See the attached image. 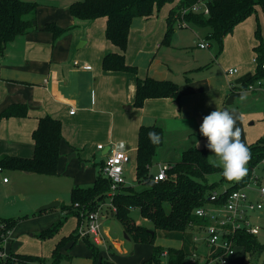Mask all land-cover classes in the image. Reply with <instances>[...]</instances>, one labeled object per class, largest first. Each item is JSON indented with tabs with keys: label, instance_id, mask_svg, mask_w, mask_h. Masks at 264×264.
<instances>
[{
	"label": "crops",
	"instance_id": "obj_1",
	"mask_svg": "<svg viewBox=\"0 0 264 264\" xmlns=\"http://www.w3.org/2000/svg\"><path fill=\"white\" fill-rule=\"evenodd\" d=\"M23 1L38 5L37 27L10 43L0 58V114L15 104L28 106L29 114L26 118L0 120V158L5 155L32 158L35 150L32 134L39 119L46 115L62 122L63 142L58 169L67 167L76 157H93V165L101 167L109 148L113 146L119 149L122 146L120 150L127 151L131 162H136L139 131L143 126H159L163 130V144L158 151L178 154L175 157L177 160L182 152L197 148L198 143L199 149L206 148L207 140L199 133V126L203 117L214 110L235 109L239 115L237 126L241 128V140L249 145L243 125L244 114L238 105L241 94L249 93L241 90L243 82L256 72L254 49L258 41L255 34L258 22L264 34L262 11L259 13L257 10L255 15L236 26L224 38L222 50L219 46L217 50L213 49V43L208 40V28L192 26L177 28L171 41L165 44L167 20L173 8L168 14L136 18L132 22L125 52L126 62L138 69L137 74H133L103 69V59L107 54L120 53V49L106 38L105 18L94 21L75 19L70 15L69 7L76 0ZM48 23H55L68 33L55 40L51 32L44 30ZM205 29V42L209 47L201 48L200 32ZM181 31L186 33L181 35ZM82 63H89L92 68L81 69ZM232 69L238 72L230 74ZM147 77L176 83L180 99L153 98L146 100L142 107H135L137 79ZM72 110L74 114L70 113ZM99 145L104 149L99 150ZM97 154L102 158L99 163ZM174 161L157 162L154 158L152 172L157 174L160 165H172ZM74 171L71 168L70 172ZM74 177L75 184L86 187L94 184L97 175L95 173L90 182H80L76 175ZM4 184L9 185L10 181ZM48 202L43 201L39 205ZM59 202L58 208H61ZM105 211L104 207L100 209V222L109 216L115 217L112 212L108 215ZM76 227L77 220L72 226L74 232ZM101 231L104 246H111L120 253L111 258L114 264H142L152 256L153 249L147 253L140 246L143 243L137 246L136 253H131L125 248L124 241L110 236L109 226L101 224ZM160 232L170 244L164 247L156 240V245L184 250L188 255L186 264L193 260L196 264H218L215 258L220 253V247L207 243L205 228H193L186 232L157 231V235ZM10 237L5 243V255L16 253L6 251ZM80 238L75 243L69 242L70 249L66 248L69 243L62 248V259L70 258L71 264H92V252L82 245L75 247ZM126 240L131 239L128 237ZM204 246L206 249H203ZM54 249L55 246L52 252ZM52 252L46 254L47 259ZM19 253L33 256L24 250ZM46 255L42 252L39 257ZM245 258L243 249L237 247L236 255L229 264H241Z\"/></svg>",
	"mask_w": 264,
	"mask_h": 264
},
{
	"label": "trees",
	"instance_id": "obj_2",
	"mask_svg": "<svg viewBox=\"0 0 264 264\" xmlns=\"http://www.w3.org/2000/svg\"><path fill=\"white\" fill-rule=\"evenodd\" d=\"M200 1L179 0L178 8L187 10L184 15L176 12L174 8L170 11L165 44L171 41L177 28L192 26L208 28L210 31L208 40L217 43L222 50L224 38L231 34L236 26L255 15L258 7L264 14V0H207L205 4L209 9L208 15L194 11L193 7ZM174 2L175 0H81L70 5L69 13L80 21L105 18L106 38L120 49V53L107 54L103 59V69L107 72L137 74V67L129 65L125 57L133 20L141 17L149 18L155 10H160L165 4ZM37 9L38 5L35 2L0 0V58L10 43L36 29ZM44 30L51 32L55 40L68 32L55 23L46 24ZM255 35L258 41L254 49L256 72L243 82L241 90L258 81L264 82V34L259 22ZM136 84L134 106L137 108L142 107L148 99L173 98L177 101L180 99L179 86L172 81H159L147 77L138 78ZM28 114V106L15 104L0 114V120L26 118ZM149 131H155L160 135V143L154 145L149 141ZM32 139L35 146L32 158L5 155L0 158V167L26 174L56 176L63 142L62 122L50 115L41 117ZM162 144L163 130L159 126L141 127L135 160L136 187L122 186L110 198L111 183L100 173L91 187L73 188L72 205L61 206V209L66 213L67 218L76 216L78 224L81 225L85 220L84 217H80L82 214L85 216L97 211L102 204L110 201L115 209L113 214L121 222L126 235L136 243L153 246L152 256L142 264H186L188 255L184 250L156 245L157 231L186 232L198 227L206 229L210 220L197 216L196 211L209 206H224L232 192L243 189L249 184L252 170L264 159V136L258 142L247 145L251 151V159L246 165L247 174L221 192L215 200H212V196L217 192L219 183H209L208 177L222 173V169L211 165L207 148H190L182 152L180 158L172 163L168 171V179L155 181L156 174L152 172V166ZM134 211H138L144 220L150 221L153 227L148 228L138 224L133 217ZM19 221L0 219V264L42 262L38 256L18 253L2 256L4 241ZM63 223V220L54 223L39 236L42 239L53 238L61 230ZM77 231L56 245L52 264L63 258L60 251L64 246L70 241L75 243L79 239L80 233L77 234ZM233 237L236 245L241 247L246 255L241 264H264V258L260 261L264 256V244L257 240V236L248 233L246 229H238L233 233ZM82 238L92 252V264H114L100 257V248L91 240L89 234Z\"/></svg>",
	"mask_w": 264,
	"mask_h": 264
},
{
	"label": "rangeland",
	"instance_id": "obj_3",
	"mask_svg": "<svg viewBox=\"0 0 264 264\" xmlns=\"http://www.w3.org/2000/svg\"><path fill=\"white\" fill-rule=\"evenodd\" d=\"M178 4L179 0H175L174 3H167L160 10H155L153 15H156L158 13H160L161 15H164L165 13L168 14L170 9L172 8H174L176 12L184 15L185 9L178 8ZM257 9L258 12L261 13L260 8L258 7ZM185 33L186 32L181 31V35H184ZM206 35L207 29L201 30L200 39L202 40V42H205ZM77 49L78 46H76V51ZM213 49H218L217 43L213 42ZM80 68L90 70L92 66L89 63H82L80 65ZM244 96L246 98L239 102L240 105H238V107L243 111L244 114L243 125L245 133L248 135V144L250 145L258 142L264 136V91L258 90L255 92L244 93ZM114 148L119 149L117 146H113L111 149ZM120 149H122V146L120 147ZM177 155H173V153L167 152L166 150H161L158 151L155 158L157 162H164L167 160H176L175 157ZM210 156L211 152L209 151V160ZM88 159H80L79 157H76L74 159L72 158L71 161L67 164V167L65 166L57 170L58 176H41L35 174L26 175V173L24 174L23 172L11 170H5L3 174H0V219L20 220L15 229L13 230L12 236H9L10 239L8 240L6 245L7 252L18 253L19 251L24 250L25 252H30L33 256L38 257L39 254H42V252L44 255H46L47 253L49 254L50 251L52 252L51 249H53L54 246L56 248V245L61 240L69 237L74 232V228H72V226L73 224H75L76 220V230H78L76 233H80L84 221H82V224L79 225L78 218L76 216L72 215L67 218L66 213H63L61 208L51 209L43 213L37 211L40 207L55 201H61L62 206H71V191L73 188H86L92 186L88 185L85 187L84 185L75 184L74 175L77 176L80 182H90V178L94 177L95 173L97 176L101 173V167L99 165H93L94 158L89 157ZM96 160L98 163L102 161V158L99 157V154H97ZM71 168H74V173L70 172ZM4 177L8 178V180L10 181L9 185L4 184ZM125 178L129 187H136L137 183L135 179L134 161H132L127 166V169L125 171ZM222 178L224 177L221 173H216L208 177L209 183H219L217 187V192L219 193L225 191L227 188L232 186L235 182L241 180L243 177L239 180L232 181H229L226 178H224L225 180L221 181ZM248 191L250 190H247V192ZM253 191L254 189L251 188V192L248 193H251L252 199L258 200L257 195ZM50 198H54L55 200L52 199L53 201L48 202ZM42 200L48 203L39 205L41 204V202H43ZM103 207L104 210H107L105 211V213L108 215H110L111 212H115V209L110 203V201L102 204L99 209L102 210ZM80 217L82 218V215ZM133 217L137 223L145 225L149 228L153 227V224L150 221L144 220L138 211L133 213ZM249 219L253 225H258L261 228L260 234L257 235V240L261 244H264V210L261 213H250ZM61 220H63L64 222L63 226L53 238L42 239L39 236L43 231L49 229L54 223ZM101 224L109 226L111 229L110 236L114 240L124 241L125 248H128L131 253H136V251H138L137 246L141 243H136L133 240H126L123 226L116 217L109 216L108 218H104L101 221ZM86 228L87 226L85 224V230ZM79 235L81 236V233L78 234V237ZM82 237L83 236H81V238L79 237L81 240L76 243L75 247L78 245H82L85 249L89 251L90 248ZM90 237L91 240L100 248V257L103 260L112 262V257L120 255V253H118L111 246H104L105 239L103 238L102 231L101 244L96 243L92 235H90ZM163 237L165 238L163 233L160 232L158 233L156 240L164 244V247H167L166 244L170 243L167 239H164ZM140 246H142L147 253L152 252V245L141 244ZM70 247L71 243H69L66 248L70 249ZM203 249H206L205 246ZM52 255L53 254H51V257L49 259L46 258L48 255H46L45 257L41 256L40 259L44 261L45 264H52ZM149 258L150 257H148V259ZM263 258L264 256L261 257L260 261ZM57 264H71L70 258L66 257L62 259L60 263Z\"/></svg>",
	"mask_w": 264,
	"mask_h": 264
},
{
	"label": "built area",
	"instance_id": "obj_4",
	"mask_svg": "<svg viewBox=\"0 0 264 264\" xmlns=\"http://www.w3.org/2000/svg\"><path fill=\"white\" fill-rule=\"evenodd\" d=\"M207 0L198 2L194 7V11L209 14V9L205 4ZM187 10L184 11L186 13ZM201 48L209 47L207 42H201L199 44ZM256 63V59L254 60ZM264 68V66H263ZM238 70L232 69L229 71L230 74L237 73ZM258 90L264 91V82L258 81L254 84H250L246 89L242 90L245 92H255ZM74 110L70 113L74 114ZM99 150H103L104 146L99 145ZM131 162V158L127 151L120 149L109 148L106 160L103 162L101 167L102 175L107 178L111 183V191L109 197L112 198L118 189L122 186H126L125 171L127 165ZM171 169L170 164H163L159 166V171L155 176V181H164L168 179V171ZM4 169L0 167V174L4 173ZM3 181L8 182V178H3ZM251 188L257 195L258 200L252 199ZM247 190H250L247 192ZM219 192H215L212 196V200L219 197ZM78 206L77 204L75 205ZM264 210V159L255 167L252 171L249 184L240 190L232 192L224 206L213 208H200L196 211V215L203 218H208L210 224L206 228V240L209 245L219 246L220 253L215 258L218 264H229V261L236 255L237 245L234 241L233 233L238 229H246V231L254 236L260 234L261 228L258 225H253L249 219L250 213H261ZM84 217L83 226L80 230L81 236L92 235L94 241L101 244V214L100 209L94 212L86 214ZM85 224L87 226L85 230ZM11 234V233H10ZM9 234V236H10ZM9 236L4 241L5 243ZM3 257H7L5 253ZM190 264H196L193 260Z\"/></svg>",
	"mask_w": 264,
	"mask_h": 264
},
{
	"label": "clouds",
	"instance_id": "obj_5",
	"mask_svg": "<svg viewBox=\"0 0 264 264\" xmlns=\"http://www.w3.org/2000/svg\"><path fill=\"white\" fill-rule=\"evenodd\" d=\"M240 98L244 100L246 97L242 93ZM238 119L235 109L214 110L203 117L199 126V133L207 140L205 147L211 152V165L222 169V176L229 181L244 177L251 159L250 148L241 140ZM148 139L155 145L161 138L157 132L149 131ZM196 147L199 148L200 144Z\"/></svg>",
	"mask_w": 264,
	"mask_h": 264
},
{
	"label": "water",
	"instance_id": "obj_6",
	"mask_svg": "<svg viewBox=\"0 0 264 264\" xmlns=\"http://www.w3.org/2000/svg\"><path fill=\"white\" fill-rule=\"evenodd\" d=\"M59 206H60V202L59 201H55V202H52L50 204H47V205H44V206L40 207L37 212H45V211H48V210H51V209L58 208ZM125 238L128 239V236L126 234H125Z\"/></svg>",
	"mask_w": 264,
	"mask_h": 264
}]
</instances>
